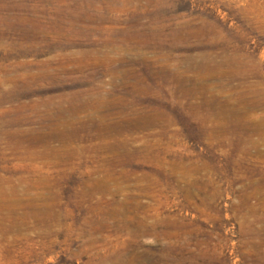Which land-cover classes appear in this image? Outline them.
I'll return each instance as SVG.
<instances>
[{
    "label": "rangeland",
    "instance_id": "374dc122",
    "mask_svg": "<svg viewBox=\"0 0 264 264\" xmlns=\"http://www.w3.org/2000/svg\"><path fill=\"white\" fill-rule=\"evenodd\" d=\"M0 264H264V0H0Z\"/></svg>",
    "mask_w": 264,
    "mask_h": 264
}]
</instances>
